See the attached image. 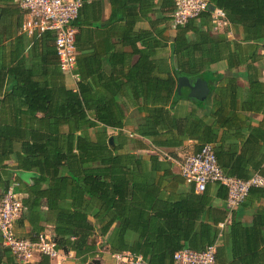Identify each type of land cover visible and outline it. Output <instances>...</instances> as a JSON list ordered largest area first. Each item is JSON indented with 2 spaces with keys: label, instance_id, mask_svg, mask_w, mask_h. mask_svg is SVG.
I'll use <instances>...</instances> for the list:
<instances>
[{
  "label": "trees",
  "instance_id": "1",
  "mask_svg": "<svg viewBox=\"0 0 264 264\" xmlns=\"http://www.w3.org/2000/svg\"><path fill=\"white\" fill-rule=\"evenodd\" d=\"M134 1L144 14L142 0ZM206 1L223 11L228 28L214 30L212 11L207 8L175 25L173 75L168 69L166 76L160 70L164 76L150 77L153 69L144 61L131 69H139L140 78L127 74L126 82L142 102L138 107L141 116L134 126L125 121L122 110L109 106L114 97L91 93L82 73L77 89L69 88L57 67L55 48V61L46 57L39 75L34 66L16 55L6 60L0 53V199L11 183H17L18 191L26 194L21 200L25 209L16 221L32 223L43 218L50 222L57 247L73 251L82 262L92 249L95 230L89 217L97 220L100 235L118 222L107 240L112 251L139 253L148 264H171L173 253L185 247H176L168 254L144 250V246L153 248L162 242L157 236L167 232V222L158 217L165 212L156 208L159 191L153 192V188L168 181L171 172L155 155L147 156L151 162L147 169L146 159L132 148L144 149L151 144L180 147L185 139H191L199 150L211 143L224 174L241 179L255 173L264 175V0ZM85 3L82 0V6ZM162 6L173 13L174 0H163ZM77 18L72 21L74 27ZM169 19L171 16L165 17ZM44 36L54 42L51 30L34 32L30 39L34 43ZM217 62H224V71L230 75L211 68ZM180 77L191 83L205 82L200 86L205 92L203 98L178 95ZM181 100L190 102L191 107L179 114L175 108ZM252 114L260 118L255 120ZM108 128L117 133L108 135ZM124 129L139 137H130ZM144 138L150 139V145ZM15 142L20 143L19 152L14 150ZM11 157L16 160L12 172L5 164ZM214 184V196L207 186L199 195L207 211L206 245L222 236L224 229L216 225L227 212L225 207L221 218L210 214L216 210L214 197L226 199V188ZM252 194L264 198V189L252 187L246 198ZM239 206L227 223L231 236L240 240L234 247L236 260L240 264H264V213L258 214L252 227H243L235 218ZM129 229L139 233L133 244L124 239ZM42 231L43 227L32 224L27 238L37 240ZM141 237L144 244H140ZM0 264H50V259L40 255L34 263H22L4 249Z\"/></svg>",
  "mask_w": 264,
  "mask_h": 264
},
{
  "label": "crops",
  "instance_id": "2",
  "mask_svg": "<svg viewBox=\"0 0 264 264\" xmlns=\"http://www.w3.org/2000/svg\"><path fill=\"white\" fill-rule=\"evenodd\" d=\"M162 2L163 0H142L141 3L146 12L141 14L139 9L141 5L136 4L134 0H128V2L125 0L114 2L86 0L80 9L75 27L77 50L75 73L78 80L74 81L71 76L63 74L59 69L65 83L72 90L77 89V83L81 79L80 73H82V77L90 85L92 94L114 97L109 106L113 110H122L125 121L130 122L132 126L138 124V118L141 116L138 107L142 102L134 97L135 91L130 87L131 83L126 82L127 74H130L132 78H140V70L131 71V69L144 61L150 69H153L150 70V77L164 76L162 72L159 73L160 70H164L166 76L168 69L173 75L175 24L172 21V12L167 13ZM166 16H171V19L165 20ZM23 19L24 11L14 0H0V53H4L6 60L16 55L27 65L34 66L39 75V72L44 69L46 57L52 62L55 61L54 42L50 36H44L33 43L31 36L21 29L20 23ZM146 34L147 36L142 41ZM57 67L59 68L58 64ZM211 68L230 75L229 72L224 71V62L214 63ZM261 77L264 79V67L261 69ZM190 107V102L181 100L175 111L180 114ZM252 116L255 120L260 118L259 114H252ZM107 132L108 135H115L117 130L108 128ZM125 132L130 137H139L129 133V130ZM143 141L150 145V139L144 138ZM130 146L135 147L133 144ZM14 150L20 151L19 142L14 143ZM197 150L196 142L191 139H185L180 147L159 148L151 144L150 147L144 149L132 148L133 153L141 154L146 159L147 169L151 166L147 156L155 155L159 161L163 162V167L171 172V175L167 176L168 181L153 188V192L159 191L156 198L157 212H165V215L158 216L159 220L167 222L168 229L166 227L167 232L157 236L162 242L155 243L153 248L144 246L147 252L168 254L172 249L180 246L200 250L206 245L207 211L204 200L199 198L201 192H197L194 184L180 175L176 166L161 157L163 152H168L173 156H183ZM5 164L10 166L12 172L16 166V160L11 157L5 161ZM12 179L13 176L11 181ZM207 187L214 196L216 185L208 183ZM17 188L18 185L15 188V197L21 201L26 194L18 191ZM45 205L43 201L44 211H46ZM212 205L216 210L210 214L221 218L226 207L225 200L214 197ZM152 212L153 210L151 214ZM259 213H264V198H258L252 194L237 208L235 218L240 221L241 226L252 227ZM89 220L95 224V230L91 235L92 249L87 255V260L82 262L81 259L75 257L73 251L67 249V252L62 250L63 255L60 258L50 259V264H90L94 259L98 260V263L92 264L115 263L114 254L118 252L110 249L107 240L113 236L118 222H114L104 235H100L95 222L97 220L93 217H89ZM32 224L43 227L41 233L51 238L54 236L52 224L43 218L32 223L25 221L21 224L16 221V235L27 238ZM229 231V224H226L222 236L217 240L215 264H240L234 255V247L239 246L240 240L237 235L231 236ZM138 238L139 233L135 229L125 232L124 239L127 244H133ZM144 242L145 238L140 239V244ZM4 249L0 244V255L3 254ZM38 259L37 256L32 263Z\"/></svg>",
  "mask_w": 264,
  "mask_h": 264
},
{
  "label": "built area",
  "instance_id": "3",
  "mask_svg": "<svg viewBox=\"0 0 264 264\" xmlns=\"http://www.w3.org/2000/svg\"><path fill=\"white\" fill-rule=\"evenodd\" d=\"M24 11L21 29L28 36L34 32L51 30L54 33V48L59 69L63 74L78 80L75 73L77 50L75 45L76 28L72 21L77 17L82 0H14ZM206 0H174L172 21L183 24L207 9ZM214 29L228 26L220 9L212 11ZM162 159L176 166L180 175L194 184L197 192L205 190L208 183H219L226 188V217L218 223L223 230L231 212L246 198L250 188L264 189V175L255 173L247 179L226 175L221 170L213 145L205 143L198 151L183 156L162 153ZM17 183H11L0 199V237L2 246L10 251L17 261L32 263L40 255L49 259L60 258L61 248L46 234L40 233L37 240L19 237L15 233V221L24 211L22 202L15 197ZM218 241L206 245L202 250L181 248L172 255L171 264H215ZM114 264H148L139 253L121 251L114 254Z\"/></svg>",
  "mask_w": 264,
  "mask_h": 264
},
{
  "label": "water",
  "instance_id": "4",
  "mask_svg": "<svg viewBox=\"0 0 264 264\" xmlns=\"http://www.w3.org/2000/svg\"><path fill=\"white\" fill-rule=\"evenodd\" d=\"M207 8L210 11L214 10L212 5H207ZM201 85H205V82L195 81L191 83L186 77H180L178 78L177 94L183 97L202 99L205 92L200 88ZM110 140L112 141V138ZM52 240L55 241L56 238L53 236ZM62 250L67 252V248ZM92 263H98V260L94 259L90 264Z\"/></svg>",
  "mask_w": 264,
  "mask_h": 264
},
{
  "label": "rangeland",
  "instance_id": "5",
  "mask_svg": "<svg viewBox=\"0 0 264 264\" xmlns=\"http://www.w3.org/2000/svg\"><path fill=\"white\" fill-rule=\"evenodd\" d=\"M228 28V26H226L225 27V25L223 26V25H221V26H218L216 29H214V30H216V31H218V32H220V31H223V30H225V29H227ZM233 36V34H232V31H228V36Z\"/></svg>",
  "mask_w": 264,
  "mask_h": 264
}]
</instances>
